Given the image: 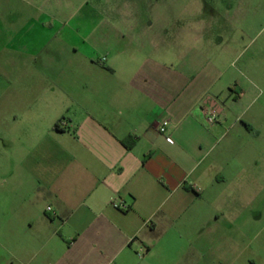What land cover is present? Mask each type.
I'll return each mask as SVG.
<instances>
[{"label": "crops", "instance_id": "1", "mask_svg": "<svg viewBox=\"0 0 264 264\" xmlns=\"http://www.w3.org/2000/svg\"><path fill=\"white\" fill-rule=\"evenodd\" d=\"M116 8L71 34L51 65L36 63L51 87L28 82L33 94L7 99L21 113L0 115L24 153L0 167L7 213L20 219L10 253L24 264H208L248 227L237 213L261 161L264 113H246L236 19L207 21L179 0ZM14 23L0 16V48L28 55Z\"/></svg>", "mask_w": 264, "mask_h": 264}, {"label": "rangeland", "instance_id": "2", "mask_svg": "<svg viewBox=\"0 0 264 264\" xmlns=\"http://www.w3.org/2000/svg\"><path fill=\"white\" fill-rule=\"evenodd\" d=\"M13 12L10 14L0 10V16L19 19L14 23V30L26 28L16 45L27 44L30 53L6 54L0 48V115L11 116L21 113L14 105L8 103V98L31 95L35 90L27 83L42 80L51 87V78L40 77L36 63L43 61L51 65L56 61L57 50L69 51V36L71 34L89 32L98 26L102 18L116 16L117 3L141 2L163 3L166 0H13ZM27 1V2H26ZM29 1V2H28ZM32 1V2H31ZM34 1V3H33ZM35 1L41 6L39 12ZM181 3L193 5L199 3L204 18L208 21L214 15L236 19V32L242 34L241 56L235 66L243 70V88L246 90V102L249 105L246 113L251 115L262 111L264 113V0H179ZM187 15L191 17L190 10ZM35 18V19H34ZM244 18L247 19L244 22ZM94 20V23L91 22ZM29 20V22H28ZM16 24V25H15ZM23 38V40H22ZM2 42H0L1 45ZM39 51V55L34 53ZM41 52V53H40ZM37 59L39 61L37 62ZM246 66V69L244 68ZM25 82V83H24ZM46 88H44L45 90ZM48 90V88L46 89ZM240 89L234 94H239ZM51 97L52 89L45 93ZM233 94V93H232ZM233 94V95H234ZM258 130L264 135V118L258 122ZM23 150L3 130H0V167L5 169L9 163L22 162ZM259 165L252 168L253 181L247 190L245 201L239 205L237 213L238 224H248L246 231H230L232 243L222 239V247L213 254H206L208 264H264V145ZM9 173H0V264H24L11 255L10 226L20 223L14 213H7L9 200ZM240 204V203H239ZM14 216V217H13ZM15 249V248H14ZM213 262V263H210Z\"/></svg>", "mask_w": 264, "mask_h": 264}, {"label": "built area", "instance_id": "3", "mask_svg": "<svg viewBox=\"0 0 264 264\" xmlns=\"http://www.w3.org/2000/svg\"><path fill=\"white\" fill-rule=\"evenodd\" d=\"M215 120H216V117H215V116H209V117H208V121H209L210 123L215 122ZM169 125H170V121H169V120H165V121H163L162 124H161V126H160V133H161V134H164V133L167 131V128H168ZM169 141L173 143V140H172V139H169ZM112 205H113L116 209H122V210H126V209H127V207H126L125 205H122V204H116V203H113ZM51 210H52V208L49 207V208H48V211H51Z\"/></svg>", "mask_w": 264, "mask_h": 264}, {"label": "trees", "instance_id": "4", "mask_svg": "<svg viewBox=\"0 0 264 264\" xmlns=\"http://www.w3.org/2000/svg\"><path fill=\"white\" fill-rule=\"evenodd\" d=\"M56 128H59V125H56Z\"/></svg>", "mask_w": 264, "mask_h": 264}]
</instances>
